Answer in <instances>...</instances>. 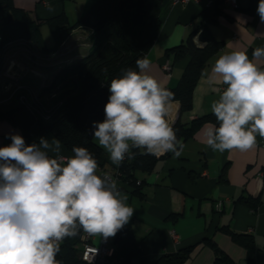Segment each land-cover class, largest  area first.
Masks as SVG:
<instances>
[{
	"label": "crops",
	"instance_id": "obj_1",
	"mask_svg": "<svg viewBox=\"0 0 264 264\" xmlns=\"http://www.w3.org/2000/svg\"><path fill=\"white\" fill-rule=\"evenodd\" d=\"M95 1L13 0V3L35 22L42 46L52 48L59 40L50 25L51 20L65 14L73 25ZM235 1L236 6L226 0H190L179 4L166 0L163 4L162 26L144 58L151 62L149 74L165 87L178 85L190 60L186 57L174 62L167 51L181 44L198 28L202 22L201 13L205 9L214 2H221L223 7V13L211 26L212 33L223 42V46L209 60L196 86L192 109L182 113L180 103L173 102L167 117L171 126L178 121L189 124L212 114L211 104L218 99L225 86L210 84L208 76L221 54L239 50L245 51L251 58L254 49L264 48V24H261L256 11L259 0ZM20 27L19 23L14 24L11 31L5 32L3 36L19 34ZM89 33L88 28L73 30L60 44L62 52L52 58L54 63L41 68L32 65L33 58L39 52L36 45L22 38L7 43L1 53V64L12 61L11 71L17 69L21 72L22 66L28 65L37 73L26 75L20 82L21 89L14 95V89L5 87V81L1 80L0 108L18 104L22 97L34 103L46 77L53 78L62 68L63 62L77 60L87 54L89 45L85 39ZM4 37H0V41ZM194 41L200 47L205 45L200 41L199 33L194 36ZM166 61L172 66L170 72L162 68ZM208 123L201 125L184 143L179 157L173 153L158 156L152 172L138 173L139 181L143 183L140 193H133L132 188L122 181L116 183L117 188L127 195L128 205L134 209L128 224L140 249L135 264H155L163 255L195 245L192 257L184 264H217L214 248L204 239L211 241L236 264H264V138L257 135L256 145L243 152L236 149L214 152L206 145L204 136ZM10 134H20V129L5 118H0V147L9 144ZM43 138L49 142L56 139L50 134ZM39 142L32 137L26 145ZM47 151L49 156L57 155L51 150ZM59 155L72 156L62 144ZM106 157L107 169L119 167L111 163L107 153ZM248 198L260 200L256 209L245 202ZM228 228L235 233L251 236L254 247L247 249L237 244L226 232Z\"/></svg>",
	"mask_w": 264,
	"mask_h": 264
},
{
	"label": "clouds",
	"instance_id": "obj_2",
	"mask_svg": "<svg viewBox=\"0 0 264 264\" xmlns=\"http://www.w3.org/2000/svg\"><path fill=\"white\" fill-rule=\"evenodd\" d=\"M256 11L264 24V0ZM135 63L139 71L128 68L111 79L104 119L92 122L91 136L116 166L135 155L132 149L175 157L184 149L167 119L174 94L149 74V59ZM208 80L225 87L211 104L216 122L205 128L206 145L220 153L253 148L257 135L264 138V48L251 58L239 50L221 54ZM8 138L0 147V264H61L56 257L65 238L82 230L107 239L129 222L134 209L127 195L99 173L86 147L63 156L58 139L26 145L20 134Z\"/></svg>",
	"mask_w": 264,
	"mask_h": 264
},
{
	"label": "trees",
	"instance_id": "obj_3",
	"mask_svg": "<svg viewBox=\"0 0 264 264\" xmlns=\"http://www.w3.org/2000/svg\"><path fill=\"white\" fill-rule=\"evenodd\" d=\"M166 0H96L88 10L71 25L65 14L55 17L50 25L56 31L59 42L52 48L42 46L35 22L23 9L17 8L13 0H0V37L10 32L11 27L19 23L21 32L10 34L0 41V58L2 50L9 42L20 38L36 45L39 52L32 65L41 68L54 63L52 58L60 55V44L77 28H88L90 33L85 39L88 43L87 54L71 62H63L62 68L46 81L37 95L43 114H32L24 104H12L0 108V118L20 129L25 143L32 137L40 141L41 137L53 135L72 154L74 146L86 147L98 161L99 168H106V153L95 143L91 136L93 121L104 119V105L107 102L108 86L111 79L120 76L124 70L132 68L139 71L136 60L144 58L155 43L162 26V6ZM223 13L221 2H214L201 13L202 22L196 30L178 46L167 51V55L178 61L189 57L180 82L176 87H166L174 94V101L180 103L182 113L193 107L194 91L203 76L209 60L222 48L223 42L216 39L211 26ZM199 33L204 46H198L194 36ZM2 64L0 61V68ZM26 101L34 104L26 98ZM206 122L215 123L213 114L193 120L189 124L178 121L172 127L177 138L185 143L197 129ZM11 140L9 141V144ZM135 155L127 156L119 165V180L128 184L133 193H140L143 183L138 173H150L155 169L158 156L142 153L132 149ZM172 153H166V156ZM245 202L256 209L260 200L248 198ZM82 230L75 237L65 238L56 259L61 264H90L79 256ZM233 240L247 249L254 247V239L246 234L226 230ZM123 234V235H122ZM118 255L124 256L131 264L140 253L139 244L135 240L130 224H126L115 235ZM216 252L217 264H236L226 253L218 249L211 241L204 239ZM195 246L179 250L176 253L161 256L155 264H184L194 253ZM135 264V263H134Z\"/></svg>",
	"mask_w": 264,
	"mask_h": 264
},
{
	"label": "built area",
	"instance_id": "obj_4",
	"mask_svg": "<svg viewBox=\"0 0 264 264\" xmlns=\"http://www.w3.org/2000/svg\"><path fill=\"white\" fill-rule=\"evenodd\" d=\"M190 0H171L172 4H179V3H187ZM228 3H231L232 5L236 6L235 0H226ZM67 62H71L70 60ZM11 62H9L8 65H6L4 68L0 69V81H8V89H14L13 95L21 89V80L25 78L26 75L29 73H37L34 71L31 67L28 65L22 66L20 69L21 72H18L17 69L14 71L10 70ZM17 68V67H16ZM162 68L166 72H170L172 69L171 64L166 61ZM48 78L46 77L43 85H45ZM41 86V87H42ZM20 102L24 104L26 109L31 112L32 114H43L46 118H50V112L47 111L44 112L40 108V101L38 96L35 97V103L31 104L30 102L26 101L25 97H22L20 99ZM100 173H107L112 179L116 181V183L119 180L118 175L116 174L118 171V168L116 169H103L99 168ZM123 235V234H122ZM62 243V242H61ZM93 250H96L95 252ZM80 258L90 264H124L126 262V259L124 256L118 255V245L114 237H109L107 239H104L103 237H93L88 236L86 233L82 232L81 239H80V251H79ZM88 257L86 260L85 257ZM131 264L135 263V259H132Z\"/></svg>",
	"mask_w": 264,
	"mask_h": 264
},
{
	"label": "rangeland",
	"instance_id": "obj_5",
	"mask_svg": "<svg viewBox=\"0 0 264 264\" xmlns=\"http://www.w3.org/2000/svg\"><path fill=\"white\" fill-rule=\"evenodd\" d=\"M8 62H9V61H8ZM8 62H4V63H2V68H4Z\"/></svg>",
	"mask_w": 264,
	"mask_h": 264
},
{
	"label": "water",
	"instance_id": "obj_6",
	"mask_svg": "<svg viewBox=\"0 0 264 264\" xmlns=\"http://www.w3.org/2000/svg\"><path fill=\"white\" fill-rule=\"evenodd\" d=\"M4 85H5V87L8 86L9 85V82L8 81H5L4 82Z\"/></svg>",
	"mask_w": 264,
	"mask_h": 264
}]
</instances>
